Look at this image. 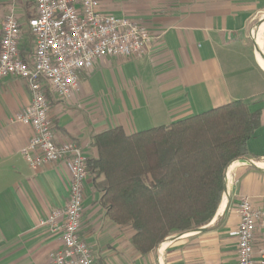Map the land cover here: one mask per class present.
I'll return each mask as SVG.
<instances>
[{"label":"crops","instance_id":"obj_1","mask_svg":"<svg viewBox=\"0 0 264 264\" xmlns=\"http://www.w3.org/2000/svg\"><path fill=\"white\" fill-rule=\"evenodd\" d=\"M98 1L100 11L144 24L150 47L139 57L102 59L80 72L78 89L67 99L47 94L57 141L74 143L86 159L95 158L91 141L97 134L120 127L131 135L234 101L259 111L260 125L247 143L248 155L228 166L208 224L171 235L141 255L131 244L133 232L106 218L88 176L82 240L96 264H237L236 238L230 235L239 223L237 204L242 197L255 207L264 203V35L260 46L249 33L264 17V0ZM9 4L0 0V36ZM15 12L24 25L31 6L19 2ZM30 100L22 79L0 80V264H50L61 247L59 237L39 222L66 206L70 176L64 163L34 171L20 155L33 132L15 116Z\"/></svg>","mask_w":264,"mask_h":264},{"label":"built area","instance_id":"obj_2","mask_svg":"<svg viewBox=\"0 0 264 264\" xmlns=\"http://www.w3.org/2000/svg\"><path fill=\"white\" fill-rule=\"evenodd\" d=\"M19 2L31 6L24 25L15 12ZM151 40L144 24L100 11L98 0H10L1 24L0 80L22 79L30 93L29 105L15 116L33 132L20 155L34 171L64 163L70 176L66 206L39 222L61 242L50 264L96 262L80 236L89 176L86 157L74 143L56 140L46 96L69 98L78 89L80 72L92 70L102 59L144 55ZM236 214L239 223L230 235L236 238L237 264H264V203L255 207L242 197Z\"/></svg>","mask_w":264,"mask_h":264},{"label":"trees","instance_id":"obj_3","mask_svg":"<svg viewBox=\"0 0 264 264\" xmlns=\"http://www.w3.org/2000/svg\"><path fill=\"white\" fill-rule=\"evenodd\" d=\"M259 125V111L234 101L168 126L93 136L96 157L86 167L106 218L133 232L131 244L141 255L208 224L228 166L248 155Z\"/></svg>","mask_w":264,"mask_h":264},{"label":"rangeland","instance_id":"obj_4","mask_svg":"<svg viewBox=\"0 0 264 264\" xmlns=\"http://www.w3.org/2000/svg\"><path fill=\"white\" fill-rule=\"evenodd\" d=\"M264 24V17H260V19H256L251 25H250V30L249 33L251 34V38L255 36V34H257V32L259 31V29L263 26ZM122 228H127V227H122ZM127 230H130L129 228H127Z\"/></svg>","mask_w":264,"mask_h":264},{"label":"bare ground","instance_id":"obj_5","mask_svg":"<svg viewBox=\"0 0 264 264\" xmlns=\"http://www.w3.org/2000/svg\"><path fill=\"white\" fill-rule=\"evenodd\" d=\"M263 35H264V25L259 29V31L257 32V34H255V40L256 42L262 46L263 45ZM256 43V44H257ZM258 46V45H257ZM259 56V55H258ZM262 65L264 66V62H262Z\"/></svg>","mask_w":264,"mask_h":264}]
</instances>
